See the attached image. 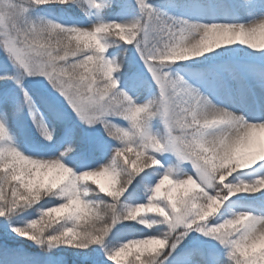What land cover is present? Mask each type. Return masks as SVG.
Instances as JSON below:
<instances>
[{
	"label": "snow or ice",
	"instance_id": "snow-or-ice-1",
	"mask_svg": "<svg viewBox=\"0 0 264 264\" xmlns=\"http://www.w3.org/2000/svg\"><path fill=\"white\" fill-rule=\"evenodd\" d=\"M0 82V264H264V0H0Z\"/></svg>",
	"mask_w": 264,
	"mask_h": 264
},
{
	"label": "trees",
	"instance_id": "trees-1",
	"mask_svg": "<svg viewBox=\"0 0 264 264\" xmlns=\"http://www.w3.org/2000/svg\"><path fill=\"white\" fill-rule=\"evenodd\" d=\"M55 13V12H54ZM56 14V13H55ZM58 15V14H57ZM62 16V15H60ZM63 17V16H62ZM3 82H0V84H2ZM27 83V82H26ZM11 87H14V85H9ZM30 87H32L33 89H35L37 91V94H39L40 90L38 89V87L36 85H33V84H29ZM30 122L28 121V131L27 133H23V134H20L17 136V138L19 140H22L26 143H30L32 139L34 138H38L37 137V134L35 133V129L34 128H31L30 127ZM234 203L232 204V206H234L236 203L239 202V199H233ZM36 215L35 211L34 210H29L28 212H25V213H22L19 217H17L16 219L20 222V223H23L24 221L28 220V219H32L34 218ZM15 235V234H13ZM10 243L13 245V246H19V247H22L24 248L25 250L27 251H39L38 249L35 248V246H30V242H27V241H23L21 240L20 237H15L14 240L10 241ZM58 251V250H56Z\"/></svg>",
	"mask_w": 264,
	"mask_h": 264
},
{
	"label": "rangeland",
	"instance_id": "rangeland-1",
	"mask_svg": "<svg viewBox=\"0 0 264 264\" xmlns=\"http://www.w3.org/2000/svg\"><path fill=\"white\" fill-rule=\"evenodd\" d=\"M155 2L156 3H163V2H165V0H155ZM36 14H43V13H40L39 10H37ZM49 18L59 19L61 22H70V21H67L66 18H64V17H62L60 15H57L54 12L51 15H49ZM17 141L19 143H21V144H24V145L29 144V143H26V142H24L22 140H19L18 138H17ZM240 175L244 179H252V178H254L256 176L264 175V169L244 170L242 173H240ZM101 179H102V182H103V178H101ZM260 195H262V194H260V193L256 194L257 197H259ZM233 199H239V202L236 203L234 206H232V208L235 209V210H240L244 203H246L247 201L252 200L254 198L253 197H248V196L242 194L240 197H234Z\"/></svg>",
	"mask_w": 264,
	"mask_h": 264
},
{
	"label": "clouds",
	"instance_id": "clouds-1",
	"mask_svg": "<svg viewBox=\"0 0 264 264\" xmlns=\"http://www.w3.org/2000/svg\"><path fill=\"white\" fill-rule=\"evenodd\" d=\"M258 246H264V240H262Z\"/></svg>",
	"mask_w": 264,
	"mask_h": 264
}]
</instances>
